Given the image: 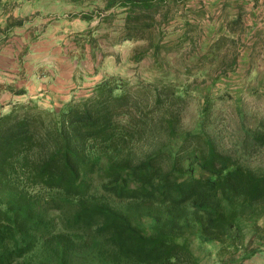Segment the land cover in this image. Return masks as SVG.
Returning <instances> with one entry per match:
<instances>
[{"label":"trees","instance_id":"trees-1","mask_svg":"<svg viewBox=\"0 0 264 264\" xmlns=\"http://www.w3.org/2000/svg\"><path fill=\"white\" fill-rule=\"evenodd\" d=\"M103 2L107 13L98 14L100 20L110 21L111 8L123 13L119 40H147L152 56L173 49L152 41L153 14L165 0ZM72 16L89 21L93 15ZM230 40L221 35L210 49ZM145 55L134 52L131 61ZM181 99L174 84H133L109 72L87 96L57 111L28 100L0 113V264H30L23 258L37 245L47 248L54 264H192L190 237L239 240L240 222L247 220L257 229L264 172L220 152L203 132H177L176 114L153 118L159 107L167 111ZM153 132L166 142L137 153L135 142ZM38 190L72 203L60 229L47 216L52 200H40ZM87 236L98 243L94 261L78 263L87 246L79 239Z\"/></svg>","mask_w":264,"mask_h":264},{"label":"rangeland","instance_id":"rangeland-1","mask_svg":"<svg viewBox=\"0 0 264 264\" xmlns=\"http://www.w3.org/2000/svg\"><path fill=\"white\" fill-rule=\"evenodd\" d=\"M103 3L0 0V113L10 108L9 99L13 103L31 100L41 108L57 111L65 103L66 92L54 95L50 106L39 98L27 100L23 93H15L38 78L66 85L73 82L69 100L87 96L109 72L133 84L171 83L183 99L167 111L159 107L154 119L162 112L176 114L177 132H203L220 152L243 167L264 172V0H165L153 14L158 25L152 41L161 40L173 49L160 51L157 56H152L147 40H119L123 13L111 8L110 21L100 20L98 14L107 13L102 10ZM80 13L92 14V19L72 16ZM238 15L239 21L231 22L232 16ZM16 19L20 25H13ZM184 28L191 31L184 34ZM230 28L233 31L226 32ZM221 35L231 40L210 49ZM138 51L146 55L133 63L131 56ZM165 142L161 134L153 132L136 141L134 150L145 152ZM96 183L94 180L95 188ZM38 195L40 200H52L47 216L56 230L60 229L72 203L60 200L53 191L38 190ZM263 224L264 216L256 220L257 229L248 220L240 222L239 240L227 238L218 243L190 237L187 248L194 257L192 264H264ZM79 241L87 246L79 250L75 261H94L91 257L98 243L89 236ZM23 260L54 264L44 245H37Z\"/></svg>","mask_w":264,"mask_h":264},{"label":"crops","instance_id":"crops-1","mask_svg":"<svg viewBox=\"0 0 264 264\" xmlns=\"http://www.w3.org/2000/svg\"><path fill=\"white\" fill-rule=\"evenodd\" d=\"M101 78V77H100ZM75 86V84L72 82L70 85L69 84H58L56 83V80H49L46 81L44 79H37L36 82H32L29 84H26V86L22 87L25 91V93H23L22 95H26L25 98L28 99H40L44 102H47V106H50V102L54 103V99L55 98L54 95H56L57 93H61V92H66L67 96L66 98L63 99L62 102H66L67 100H69V91L70 89H72ZM79 86V85H78ZM76 86V87H78ZM89 90V88L87 89ZM89 92V91H88ZM44 97V98H43ZM13 99H9L7 101V103H13L12 101ZM37 101V100H36ZM39 103V101H37Z\"/></svg>","mask_w":264,"mask_h":264}]
</instances>
